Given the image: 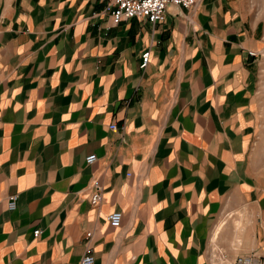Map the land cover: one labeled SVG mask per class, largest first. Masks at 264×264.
<instances>
[{"label":"crops","instance_id":"0c3cea01","mask_svg":"<svg viewBox=\"0 0 264 264\" xmlns=\"http://www.w3.org/2000/svg\"><path fill=\"white\" fill-rule=\"evenodd\" d=\"M109 1L0 0V264L264 257L262 21L197 0L116 25Z\"/></svg>","mask_w":264,"mask_h":264},{"label":"built area","instance_id":"2783aa9c","mask_svg":"<svg viewBox=\"0 0 264 264\" xmlns=\"http://www.w3.org/2000/svg\"><path fill=\"white\" fill-rule=\"evenodd\" d=\"M170 4H174L181 7L184 10L192 9L197 6V0H110L105 8L108 14H111L113 23L118 25L122 22L132 19H146L152 25H157L160 21L164 19L166 14V9ZM252 56H256V53L250 52ZM151 51H146L143 54L142 68L148 66L150 62ZM111 129H117L115 125ZM97 161L96 155H90L87 157V164L92 165ZM102 186H95V192L92 197L93 204L98 206L103 198ZM17 196H11L9 198V208L10 210H15L17 208ZM123 215L120 212H115L110 215V224L113 228H118L122 224ZM35 238L41 234V231H35ZM88 237L91 238L92 234L89 233ZM94 257L92 255V249L89 247L82 259V264H94ZM235 264H264V258H262L257 253L240 255Z\"/></svg>","mask_w":264,"mask_h":264},{"label":"rangeland","instance_id":"374dc122","mask_svg":"<svg viewBox=\"0 0 264 264\" xmlns=\"http://www.w3.org/2000/svg\"><path fill=\"white\" fill-rule=\"evenodd\" d=\"M246 6L248 13L253 16L256 20H261L262 24L264 26V0H246ZM263 44L260 53L256 54L258 57V81H257V91L259 96V103H261V109H260V125L258 129V152L257 155V161L261 162V165L264 166V38H263ZM257 253V252H256ZM255 253V254H256ZM253 254V253H251ZM258 254V253H257ZM259 255V254H258ZM264 258L263 256H261Z\"/></svg>","mask_w":264,"mask_h":264}]
</instances>
